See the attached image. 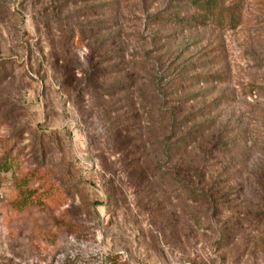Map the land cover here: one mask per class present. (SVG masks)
Masks as SVG:
<instances>
[{"label": "rangeland", "instance_id": "374dc122", "mask_svg": "<svg viewBox=\"0 0 264 264\" xmlns=\"http://www.w3.org/2000/svg\"><path fill=\"white\" fill-rule=\"evenodd\" d=\"M0 0V264H264V0Z\"/></svg>", "mask_w": 264, "mask_h": 264}, {"label": "trees", "instance_id": "16d2710c", "mask_svg": "<svg viewBox=\"0 0 264 264\" xmlns=\"http://www.w3.org/2000/svg\"><path fill=\"white\" fill-rule=\"evenodd\" d=\"M192 2L197 4V6L202 8L206 13H208V12L212 13V9L214 7V4L212 3L211 0H194Z\"/></svg>", "mask_w": 264, "mask_h": 264}]
</instances>
